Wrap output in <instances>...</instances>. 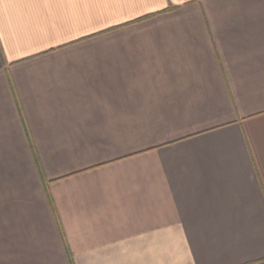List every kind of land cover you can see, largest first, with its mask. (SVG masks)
Wrapping results in <instances>:
<instances>
[{
    "label": "crops",
    "instance_id": "obj_1",
    "mask_svg": "<svg viewBox=\"0 0 264 264\" xmlns=\"http://www.w3.org/2000/svg\"><path fill=\"white\" fill-rule=\"evenodd\" d=\"M0 264H264V0H0Z\"/></svg>",
    "mask_w": 264,
    "mask_h": 264
}]
</instances>
